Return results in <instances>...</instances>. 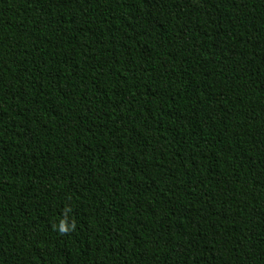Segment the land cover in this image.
Here are the masks:
<instances>
[{
  "label": "trees",
  "instance_id": "obj_1",
  "mask_svg": "<svg viewBox=\"0 0 264 264\" xmlns=\"http://www.w3.org/2000/svg\"><path fill=\"white\" fill-rule=\"evenodd\" d=\"M0 264H264V0H0Z\"/></svg>",
  "mask_w": 264,
  "mask_h": 264
}]
</instances>
